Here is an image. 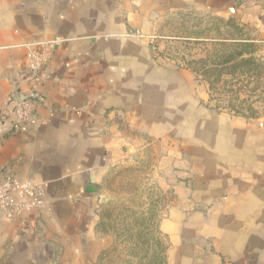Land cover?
<instances>
[{"label": "crops", "instance_id": "1", "mask_svg": "<svg viewBox=\"0 0 264 264\" xmlns=\"http://www.w3.org/2000/svg\"><path fill=\"white\" fill-rule=\"evenodd\" d=\"M144 2L41 0L23 32L0 39V184L16 186L0 211V264H97L106 171L162 150L165 264H264V118L198 107L192 77L152 52ZM153 2L156 17L161 3L200 5L264 42V0ZM32 76L36 108L15 130L10 115Z\"/></svg>", "mask_w": 264, "mask_h": 264}, {"label": "rangeland", "instance_id": "2", "mask_svg": "<svg viewBox=\"0 0 264 264\" xmlns=\"http://www.w3.org/2000/svg\"><path fill=\"white\" fill-rule=\"evenodd\" d=\"M40 1L0 0V39L23 32L24 16ZM154 6L145 0V37L156 57L192 77L198 107L263 119L264 42L249 26L196 4L170 11L161 3L160 17ZM160 153L143 151L106 171L94 200V232L106 243L97 264H165L158 223L172 195L155 182L164 168Z\"/></svg>", "mask_w": 264, "mask_h": 264}, {"label": "built area", "instance_id": "3", "mask_svg": "<svg viewBox=\"0 0 264 264\" xmlns=\"http://www.w3.org/2000/svg\"><path fill=\"white\" fill-rule=\"evenodd\" d=\"M34 58L39 56L33 52ZM38 68V62L35 61L32 65V69L36 70ZM37 77L32 76V85L27 94L17 100L13 107L10 115V121L14 126L15 130H20L26 126L34 113L36 108V98H37ZM16 190V186L10 178H6L0 184V211L8 210L11 206V198L13 192Z\"/></svg>", "mask_w": 264, "mask_h": 264}]
</instances>
